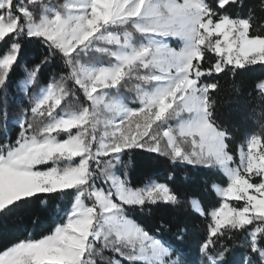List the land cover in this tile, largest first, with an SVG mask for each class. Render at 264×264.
Instances as JSON below:
<instances>
[{
	"label": "snow or ice",
	"instance_id": "1",
	"mask_svg": "<svg viewBox=\"0 0 264 264\" xmlns=\"http://www.w3.org/2000/svg\"><path fill=\"white\" fill-rule=\"evenodd\" d=\"M257 65L264 0H0V264H264V119L234 154L213 95L221 74ZM17 67L27 106L9 119ZM254 90L264 102V79ZM136 156L206 170L208 208L181 199L173 171L133 185ZM50 202L51 225L35 238L34 206ZM181 205L203 223L198 259L135 219ZM23 215L31 229L6 243L3 228ZM187 233L177 226L176 239Z\"/></svg>",
	"mask_w": 264,
	"mask_h": 264
},
{
	"label": "trees",
	"instance_id": "2",
	"mask_svg": "<svg viewBox=\"0 0 264 264\" xmlns=\"http://www.w3.org/2000/svg\"><path fill=\"white\" fill-rule=\"evenodd\" d=\"M49 2V1H45ZM54 5L60 4V0H50ZM248 3H254L255 0H247ZM246 11V9L244 10ZM232 15H236V11H231ZM243 14V13H241ZM7 47V45H4ZM31 51L39 57L40 53L45 51L38 44L32 46ZM211 55V54H209ZM28 59L29 67L34 62L26 56L25 53L21 55V64L25 59ZM51 69H45L43 78L47 79L51 75ZM23 77V73L17 67L10 77L9 86L7 89V104L9 119H14L20 116L21 108L27 106V99L17 88V82ZM260 79H264V66H251L247 71L240 70V74L235 76H224L221 74L218 77L219 90L215 92L214 99L216 103V119L221 126H226L235 137L231 142V151L235 154L237 145L245 139L246 135L257 131L258 123L264 119L258 113L264 109V102L260 101L255 90L254 85ZM35 91V90H33ZM249 93H252L249 95ZM4 103V93L0 91V106ZM255 116V120L249 117ZM18 129L13 128L11 131L12 139L16 137ZM128 159L127 157L125 158ZM133 185L141 186L149 178L156 179L160 182H165V177L170 171L175 173L174 181L169 182L174 191L181 195L184 199V194H195L200 197L203 206L208 208L209 199L204 197L201 183L202 176L206 172L204 169H194L192 166H173L166 158L157 157L149 160L141 156L133 158V163L128 169ZM182 173H187L189 179L186 181ZM58 202H50L47 207L34 206V211L39 213L42 218V223L35 229L34 237L39 238L43 233L47 232L51 225L52 217L50 210ZM147 231L151 234L157 235L158 238L173 244L176 248L181 249L187 253L189 259H198V245L204 237L202 230L203 223L200 218L193 222L192 218L188 216L186 206L181 205L179 208L169 207L167 211L154 210L149 215L147 212L135 216ZM31 217L23 215L22 218H11L7 225L3 228V240L10 243L26 235V229H31ZM161 222L166 225H171V231L158 232ZM187 225L188 233L183 240L176 239L177 226L183 227Z\"/></svg>",
	"mask_w": 264,
	"mask_h": 264
},
{
	"label": "rangeland",
	"instance_id": "3",
	"mask_svg": "<svg viewBox=\"0 0 264 264\" xmlns=\"http://www.w3.org/2000/svg\"><path fill=\"white\" fill-rule=\"evenodd\" d=\"M45 1H49V0H45ZM62 2H63V0H60V3H62ZM173 46H175V43H173ZM128 87H131V85H129ZM121 95L123 97H127L128 101L130 102L131 98L134 96V93L128 91L127 89H121ZM258 128H259V125H258ZM234 203H243V202H234Z\"/></svg>",
	"mask_w": 264,
	"mask_h": 264
}]
</instances>
